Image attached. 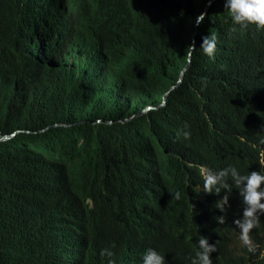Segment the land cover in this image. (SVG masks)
I'll list each match as a JSON object with an SVG mask.
<instances>
[{"label": "trees", "instance_id": "obj_1", "mask_svg": "<svg viewBox=\"0 0 264 264\" xmlns=\"http://www.w3.org/2000/svg\"><path fill=\"white\" fill-rule=\"evenodd\" d=\"M263 111L264 29L224 0H0V137L19 131L0 142V264H141L149 247L191 264L199 236L213 264H264V212L248 253L238 189L223 213L225 190H201L203 168H264Z\"/></svg>", "mask_w": 264, "mask_h": 264}, {"label": "clouds", "instance_id": "obj_2", "mask_svg": "<svg viewBox=\"0 0 264 264\" xmlns=\"http://www.w3.org/2000/svg\"><path fill=\"white\" fill-rule=\"evenodd\" d=\"M224 7L230 13L231 21L241 29L253 25L256 30L264 29V0H224ZM204 11L199 12L195 17V25L199 26L205 18ZM231 31V29H230ZM195 50L197 47L192 44L187 47ZM199 49L208 57L214 58L217 49V40L214 33L201 37ZM182 136L185 140L189 139L191 132L189 125L184 124L178 130L177 137ZM258 142L264 144V134H260ZM203 184L201 190L205 193H220L224 189V194L215 202V208L221 213L225 211L228 203L229 191L232 185L238 189L241 202L240 215L233 220L238 230L236 235L241 245L248 253L256 251L254 243L250 240L249 230L257 227L260 223L257 217L264 212V168L248 169L246 173L241 172L236 166L229 164L218 170L203 168ZM179 199V191L171 193ZM219 224L225 221L224 215L215 216ZM197 250L195 251L191 264H213L210 253L216 251V244L209 243L207 238L199 236L196 241ZM108 255H111L109 252ZM112 264V261H109ZM141 264H166L164 253L156 248H146L141 256Z\"/></svg>", "mask_w": 264, "mask_h": 264}, {"label": "water", "instance_id": "obj_3", "mask_svg": "<svg viewBox=\"0 0 264 264\" xmlns=\"http://www.w3.org/2000/svg\"><path fill=\"white\" fill-rule=\"evenodd\" d=\"M211 4H212V2L209 3L208 7H207V8L205 9V11H204V12L206 13V15H207V13H208V11H209V8H210ZM206 15H205V16H206ZM190 57H191V54H190ZM190 63H191V59H189L188 63L184 66V68H183L182 71L180 72V75H179V81H178V83H177L176 86H178V85L181 83V81H182V79H183V74L185 73V71H186L187 68L189 67ZM176 86H174V87H172V88H175ZM150 108H151V107H148L147 109H145L144 111H142L139 115L143 114L145 111L149 110ZM154 108H155V107H154ZM134 117H135V116H134ZM134 117H133V118H134ZM18 132H19V131H16V132H14V133H12V134H10V135H3V136H1V137H0V142H1V141H6V140L11 139V138L14 137Z\"/></svg>", "mask_w": 264, "mask_h": 264}, {"label": "bare ground", "instance_id": "obj_4", "mask_svg": "<svg viewBox=\"0 0 264 264\" xmlns=\"http://www.w3.org/2000/svg\"><path fill=\"white\" fill-rule=\"evenodd\" d=\"M51 23H54L53 21L51 22ZM250 26V25H249ZM250 30V29H249ZM246 32V31H245ZM236 37V36H235ZM232 38V37H231ZM231 41V40H230ZM228 45V44H227ZM227 50V49H226ZM242 51V50H241ZM244 51V50H243ZM239 53H241V52H239ZM237 54V53H236ZM258 55V54H257ZM259 57V56H258ZM219 65V64H218ZM223 86V85H222ZM226 88V87H225ZM226 92V91H225ZM224 92V93H225ZM258 94V93H257ZM223 96V95H222ZM217 97V96H216ZM216 100V99H215ZM222 101V100H221ZM213 105V104H212ZM211 106V105H210ZM259 108V107H258ZM218 111V110H217ZM262 113H264V111L262 112ZM177 116V115H176ZM217 121V120H216ZM264 131V130H263ZM229 137V136H228ZM216 147V146H215ZM256 159V158H255ZM257 162V161H256ZM233 165H236V164H233ZM254 167V166H253ZM252 168V167H251ZM193 173V172H192Z\"/></svg>", "mask_w": 264, "mask_h": 264}, {"label": "rangeland", "instance_id": "obj_5", "mask_svg": "<svg viewBox=\"0 0 264 264\" xmlns=\"http://www.w3.org/2000/svg\"><path fill=\"white\" fill-rule=\"evenodd\" d=\"M212 2H214V1H212ZM209 5V4H208Z\"/></svg>", "mask_w": 264, "mask_h": 264}]
</instances>
